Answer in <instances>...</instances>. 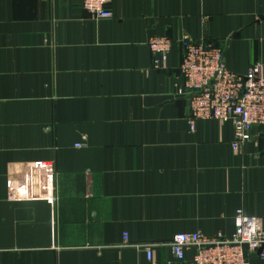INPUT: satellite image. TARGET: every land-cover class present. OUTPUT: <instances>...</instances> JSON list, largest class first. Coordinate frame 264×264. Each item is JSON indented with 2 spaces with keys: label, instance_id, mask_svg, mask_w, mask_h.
<instances>
[{
  "label": "crops",
  "instance_id": "obj_1",
  "mask_svg": "<svg viewBox=\"0 0 264 264\" xmlns=\"http://www.w3.org/2000/svg\"><path fill=\"white\" fill-rule=\"evenodd\" d=\"M109 6L97 20L82 0H0V264H191L175 234L231 235L240 212L264 227L259 128L237 150L231 121L192 131L176 87L186 35L264 75V0ZM153 36L173 40L163 70Z\"/></svg>",
  "mask_w": 264,
  "mask_h": 264
},
{
  "label": "built area",
  "instance_id": "obj_2",
  "mask_svg": "<svg viewBox=\"0 0 264 264\" xmlns=\"http://www.w3.org/2000/svg\"><path fill=\"white\" fill-rule=\"evenodd\" d=\"M112 1L82 0V7L93 19H106L113 16L109 6ZM181 41L184 52L176 87L189 101L191 130H196L200 120L231 121L234 150L242 146L256 127L264 136L262 66L255 64L246 73H237L227 67L224 47L218 42L199 41L187 35ZM172 45L173 40L168 36H153L148 40L154 69L166 68ZM122 245L145 250L148 259H152L153 243L131 244L126 232ZM169 246L179 261L185 259L187 250L193 249L191 264H251L250 255L264 249L263 222L258 216L240 212L231 235L181 232L174 235Z\"/></svg>",
  "mask_w": 264,
  "mask_h": 264
}]
</instances>
